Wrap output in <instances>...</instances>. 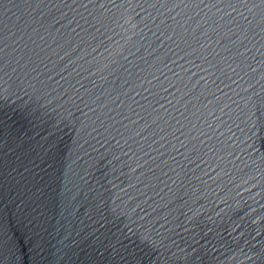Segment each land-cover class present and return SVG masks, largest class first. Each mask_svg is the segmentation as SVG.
I'll return each mask as SVG.
<instances>
[{
  "label": "water",
  "instance_id": "1",
  "mask_svg": "<svg viewBox=\"0 0 264 264\" xmlns=\"http://www.w3.org/2000/svg\"><path fill=\"white\" fill-rule=\"evenodd\" d=\"M0 264H264V0H0Z\"/></svg>",
  "mask_w": 264,
  "mask_h": 264
}]
</instances>
